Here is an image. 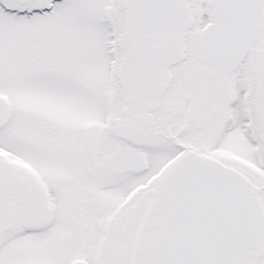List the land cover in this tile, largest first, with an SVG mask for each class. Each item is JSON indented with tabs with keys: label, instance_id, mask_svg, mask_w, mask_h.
<instances>
[{
	"label": "snow or ice",
	"instance_id": "6c2138e0",
	"mask_svg": "<svg viewBox=\"0 0 264 264\" xmlns=\"http://www.w3.org/2000/svg\"><path fill=\"white\" fill-rule=\"evenodd\" d=\"M0 264H264V0H0Z\"/></svg>",
	"mask_w": 264,
	"mask_h": 264
}]
</instances>
